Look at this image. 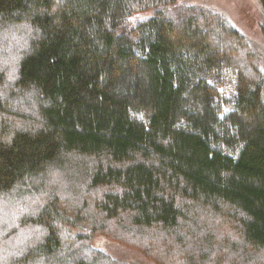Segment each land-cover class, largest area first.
<instances>
[{"label":"trees","instance_id":"obj_1","mask_svg":"<svg viewBox=\"0 0 264 264\" xmlns=\"http://www.w3.org/2000/svg\"><path fill=\"white\" fill-rule=\"evenodd\" d=\"M177 1L0 0V264H264L261 57Z\"/></svg>","mask_w":264,"mask_h":264},{"label":"rangeland","instance_id":"obj_2","mask_svg":"<svg viewBox=\"0 0 264 264\" xmlns=\"http://www.w3.org/2000/svg\"><path fill=\"white\" fill-rule=\"evenodd\" d=\"M177 3L204 6L229 19L246 35L259 53L264 70V34L262 31L264 17L259 0H178ZM94 244L123 263L153 264L143 259L136 251L105 237L94 238Z\"/></svg>","mask_w":264,"mask_h":264}]
</instances>
